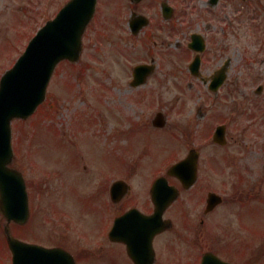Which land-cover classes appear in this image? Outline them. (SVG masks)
<instances>
[{"label":"rangeland","instance_id":"rangeland-1","mask_svg":"<svg viewBox=\"0 0 264 264\" xmlns=\"http://www.w3.org/2000/svg\"><path fill=\"white\" fill-rule=\"evenodd\" d=\"M66 1L15 0L14 24L8 25L7 20L12 19L11 16H0V41H4L7 33H12L8 42L0 43V76L23 52L37 28L52 18L57 8ZM192 1L202 6L201 1ZM169 2L176 4V0ZM180 4L178 2V7ZM159 6L157 0L135 6L139 13L154 21L147 30L148 34H140L136 38L128 30L127 21L132 7L126 0L102 6V15H106L107 37L99 49H92L98 39L93 31H89L83 41L84 50L80 63H63L56 68L42 109L26 121L17 120L12 123V144L15 151L13 166L24 173L31 196L27 224L20 228L11 225L13 233L23 241L46 247H67L74 252L90 244L94 245L95 241H86L81 233L86 229L85 226H92V221L85 224L87 220L96 218L100 221L99 212L96 211L101 209L81 208L79 203L73 202V194L84 190V186L85 191L95 192L99 185L96 177L108 182L109 178L123 174L138 153L142 160L136 166V182L142 179L141 176L155 175L158 170H163L159 169L161 160L169 161L179 154L180 158L191 147L202 149L204 157L215 158L232 156L235 151L244 147L246 140L239 132L234 133V127L249 125L247 121H252L247 115L249 111L255 110L253 113L259 114V110L263 109L261 104L264 94L255 93L259 82H239L229 86L231 90L226 95L221 94L217 101L203 95L199 86L188 85L187 77L180 72L183 62L180 55L175 53V48L180 51L186 36L168 34L165 31L163 22L155 16V12L159 13ZM119 15H122L121 18ZM178 19L177 15L174 20L177 26L180 24ZM222 24L223 22L218 23L215 28L219 30ZM223 36L227 34L220 31L216 33L217 41L229 44V37L227 40ZM147 38L156 40V44L144 41ZM237 40L243 44L249 38L241 36ZM168 46L170 50H167ZM152 56L158 62L159 69L147 85L141 88L146 89L145 99L138 101L141 94L132 99L127 87L117 88V85L123 86V81L118 76H123L127 71L126 67L137 62L145 60L150 63ZM118 64L121 66L118 67ZM168 72L172 74L169 75ZM124 76L127 79V75ZM96 80L101 81L103 87H98ZM202 96L204 97L201 98ZM246 99L250 101L246 103ZM156 111L165 114L170 123L163 133L179 129L177 127L181 125L176 139L170 135L150 134L141 129H131L132 132H140V135L127 136V120L122 114L130 116L133 122L139 121L141 125L142 122L153 119ZM200 111L210 119L212 114L218 113L213 121H204L202 117L203 120L192 124L194 131L200 128L202 138L211 137L220 120L226 123L228 136H235L238 143L219 149L207 144L200 136L195 137L194 132L186 138L185 124L197 121ZM55 131H59L63 138L54 137ZM117 149L123 152L117 154ZM142 150L144 153L152 151L143 154ZM124 152L132 157H124ZM28 155L33 158L34 163L28 160ZM82 165L91 170L95 177L89 170L84 171ZM223 168L224 164L220 169ZM84 173L91 177L86 176L89 181H81L83 186L79 179L85 177ZM3 225L4 220L0 216V264H11L10 253L1 235ZM80 264H87L84 258Z\"/></svg>","mask_w":264,"mask_h":264},{"label":"flooded vegetation","instance_id":"flooded-vegetation-1","mask_svg":"<svg viewBox=\"0 0 264 264\" xmlns=\"http://www.w3.org/2000/svg\"><path fill=\"white\" fill-rule=\"evenodd\" d=\"M201 1L202 6L192 0H182L181 4L185 22L201 19L196 32L202 35L204 47L199 53L194 81L209 90V83L215 77L221 80L218 91L211 92L216 99L239 82L258 81V92L264 94V0ZM14 5L15 0H0V16L12 18L7 20L9 26L14 24ZM221 15L227 20L223 33L227 34V40L229 37V44L211 39L213 22H218ZM10 36L11 32L7 33L0 43L8 42ZM241 36L249 40L242 44L237 40ZM194 56L191 51L182 52L185 77H192L189 66ZM261 107L259 114L249 111L252 119L249 125L234 127V133L239 132L246 143L232 156L203 157V150L197 149V177L189 189L176 177H166L167 186L177 196L163 212V231L154 235L148 245L150 232L133 230L134 217L122 223L116 241H111L109 234L113 221L130 211L136 210L143 216L154 213L150 190L154 179L147 176L136 182L129 176L121 178L125 188L116 199L111 198L106 183L94 195L79 198L84 209H101L96 211L100 221L94 218L92 226L84 232L86 238L98 240L95 248L89 245L83 251L86 263L136 264L138 260L147 264V253L153 248V264H203L206 258L214 260V264H264V98ZM228 140L231 145L238 143L233 135ZM220 164H224L223 169ZM210 193L218 195L220 200L208 206ZM139 240L145 253H130L129 250L136 248L133 243Z\"/></svg>","mask_w":264,"mask_h":264},{"label":"water","instance_id":"water-1","mask_svg":"<svg viewBox=\"0 0 264 264\" xmlns=\"http://www.w3.org/2000/svg\"><path fill=\"white\" fill-rule=\"evenodd\" d=\"M72 7L73 3H69L46 24L0 80V213L7 222L5 232L13 264H74L68 253L25 244L12 238L8 231L10 222L23 225L28 218L24 179L20 172L9 167L13 157L10 122L34 112L44 99L46 86L59 61L78 59L79 37L93 10L82 19L72 15ZM195 164L196 154L191 153L187 161L174 166L169 173L195 170Z\"/></svg>","mask_w":264,"mask_h":264}]
</instances>
